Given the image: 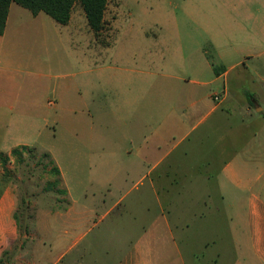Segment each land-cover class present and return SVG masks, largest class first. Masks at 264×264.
Masks as SVG:
<instances>
[{
    "label": "rangeland",
    "instance_id": "rangeland-1",
    "mask_svg": "<svg viewBox=\"0 0 264 264\" xmlns=\"http://www.w3.org/2000/svg\"><path fill=\"white\" fill-rule=\"evenodd\" d=\"M15 7L24 18L34 16L23 7ZM224 10L237 15L231 9ZM211 11L200 0H110L105 27L99 34L89 28L80 4L75 5L67 25L56 23L44 12L31 26L25 22L26 53L22 57L31 64L32 73L38 68L40 75L34 73L23 79L24 93L12 105L15 115L25 116L15 119L12 130L8 129L15 143H27L33 151L12 158L6 166L7 174L0 165V180L6 177L7 187L15 186L19 196V239L5 253L7 258L22 246L24 259L32 264L50 262L65 251V264H71V258H80L81 264H121L123 260L131 264L137 243L142 241L151 245L149 254L145 249V264H215L213 260L221 250L234 256L246 250L225 248V243L231 240L227 230L230 225L250 222L249 193L241 192L234 211L227 206L230 200H225L219 214L200 217L193 214L202 209L195 210L198 201L188 198V187L204 196L208 192L214 196L217 189L213 179L204 182L206 169L194 164L198 160L194 155L198 154L189 157L185 167L168 166L192 140L184 141L157 168L142 165L139 169L136 164V105L127 99L134 97L136 87L141 86L145 99L140 111L148 123L143 127L144 136H148L160 112L152 100L153 93L157 95L166 82H175L178 96L181 85L186 86L166 74L183 78L191 74L187 67L191 40L187 34L193 27L186 17H199L205 12L211 15ZM262 30L260 23H251L248 40L244 33L235 34L231 43L236 47L231 52L238 51L230 57L232 61L225 55L229 46L221 41L216 51L210 49L215 63H222L220 53L225 62H234L250 52L264 50ZM247 64L250 70L242 65L231 73L227 80L230 98L219 108L234 124L242 113L236 95H242L248 103L249 94L258 91L260 106L264 107V81L260 77L264 76V57ZM223 86L221 82L206 91L219 92L222 97ZM212 101L217 102L214 97ZM227 105L232 111L226 109ZM131 138L135 140L133 145ZM127 146L133 150L126 153ZM108 148L117 150L119 160L113 158L110 166L104 165ZM44 153L63 167L69 196L61 192L64 188L57 185L51 158ZM103 178L111 185L102 186ZM253 190L264 202V179ZM121 196L122 205L101 218ZM218 199L212 202L220 205ZM67 202L79 214L57 216L48 210L64 208ZM80 219L81 225H68ZM187 224L190 228L184 227ZM66 227L71 228L68 233L64 232ZM88 230L86 238L68 250L75 236ZM207 241H211L208 246ZM155 243L161 252L159 258L153 255Z\"/></svg>",
    "mask_w": 264,
    "mask_h": 264
},
{
    "label": "crops",
    "instance_id": "crops-1",
    "mask_svg": "<svg viewBox=\"0 0 264 264\" xmlns=\"http://www.w3.org/2000/svg\"><path fill=\"white\" fill-rule=\"evenodd\" d=\"M200 1L203 7L211 8L212 11L211 15L202 12L203 14L199 17L193 15L186 17L188 24L193 27V31L187 34L189 40H191V49H187L188 66H186L191 74L186 78L166 74L167 78L182 80L186 86L181 85L182 88L178 96L176 95L177 83L175 84V82H166L161 87L162 89L157 91V95L153 93L152 100L159 105L160 112L157 118L158 121L153 124L154 126L147 134L148 136H144L143 132V127L148 123L144 120V115L140 111L145 99L141 86L136 87L134 97L127 99L130 103L136 105L134 124L135 135L137 136L134 146L136 164L140 166L139 169L143 167L142 165L157 168L184 141L192 140V143L181 149L182 154L176 155L168 166L175 169L185 167L189 157L193 158L194 154H198L194 155L198 157L197 162L194 164L197 167L206 169L204 182L213 179L217 189L214 196L213 194L209 195V192L206 196L197 195L191 191L192 187H188V198L192 201H198L195 210L202 209L201 212L193 214L200 217H205L208 214H219L225 200H230L227 206L234 211L236 201L241 198V192L242 194L249 193L248 215L250 222L248 225H230L227 230L230 233L231 240L230 243H225L227 244L225 248L236 249L237 251L246 250L238 256L229 255L228 251L221 250L216 255L213 263L264 264V202L253 190L264 179V107L260 106V93L258 91L251 92L249 94L250 103H245L242 95H236L238 97L237 104H239L242 113L235 124L219 112L220 106L227 103L230 98L227 80L231 73L242 65L250 70L251 66L247 63L264 57V50L258 53L250 52L244 55L241 60L237 59L234 62H225V57L220 53L221 64L215 63V57L211 55L210 51V49L216 51V48H219V45L225 41L226 47L229 46L230 48L225 53L226 58L232 61L230 57L238 49L231 52L236 47L231 42L235 41L236 33H244L245 40H248L251 23L261 24L264 37V0ZM15 4L12 3L10 6L5 32L0 35V154H9L13 149L21 146L32 147L27 143H15L11 131H8V129H11L15 119H21L25 116L15 115V108L12 105V101L17 100L24 93L25 84L23 79L26 75L30 76L34 73L40 75L38 68L32 73L31 64H26L25 58L22 57L26 53L24 50V33L27 27L25 22L28 26H31L32 23L38 21L40 14L24 18L22 11L15 7ZM252 8H255L256 11H251ZM224 9H231L237 15L233 16L231 12ZM215 67L218 69V74L214 70ZM255 73L260 74L256 71ZM241 75L242 73L239 74V77ZM260 77L264 81V76ZM221 82L224 85L222 97L219 96V92L206 91V88L209 87H219ZM239 85L241 84L237 86ZM215 96L219 97L216 100L217 102L212 101ZM253 108L256 110L255 112ZM226 109L232 111L233 108L227 105ZM129 141L132 145L135 142L133 138ZM128 147L132 146H127L126 153L133 150V148ZM114 148L118 149V147ZM102 149L107 151V147H102ZM108 151L110 152L105 157L104 165L110 166L113 158L119 162L116 154L117 150H109L108 148ZM57 165L61 172V185L67 192L66 196H69L70 189L67 185L65 171L61 165ZM114 166H118V163H115ZM141 178H144V176L142 175ZM101 180H103L100 182L102 186L108 187L111 185L106 178ZM123 198L121 196L101 218L111 214L117 207L121 206ZM217 198L220 200V205L212 202ZM18 205L17 189L15 186L9 185L0 198V264H32L24 259L22 254L24 247L22 246L17 248L15 254L10 258H7L5 254L7 251L12 250L19 239L18 224L15 219ZM48 210L52 215L57 216L79 214L68 202L64 208ZM81 224L82 220L80 219L78 222L75 221L68 225L79 226ZM95 224L97 225V223ZM184 227L190 228V225L187 224ZM69 229L71 228L66 227L64 232L68 233ZM89 231L77 234L72 244L68 246V250L75 249L86 238ZM210 244L211 241H207L205 245ZM149 245H144L142 241L137 243L131 264H145V249L149 254ZM156 246L155 243L152 248L153 255L155 258H159L161 252L156 249ZM66 252L59 253L55 259L44 264H65ZM162 254H165L164 250H162ZM69 262L71 264H81L80 258H71ZM125 262L126 260H123L121 264H126Z\"/></svg>",
    "mask_w": 264,
    "mask_h": 264
},
{
    "label": "trees",
    "instance_id": "trees-1",
    "mask_svg": "<svg viewBox=\"0 0 264 264\" xmlns=\"http://www.w3.org/2000/svg\"><path fill=\"white\" fill-rule=\"evenodd\" d=\"M109 1L110 0H0V35H3L5 32L9 9L12 3H16L17 5L31 11L34 16L44 12L60 25H67L70 22L75 5L80 4L87 19L89 28L95 34H99L105 27V13ZM214 70L217 74L219 73L217 67H215ZM26 151L30 152L33 151V149L27 146H21L13 149L10 154H0V165L5 168L4 174H7L8 170L6 169V166L12 158H22V155ZM44 156L51 158L49 153H44ZM50 162L52 173L58 177L57 185H61L62 181L60 169L52 158ZM8 183L9 181L6 177H3L0 180V198L3 195ZM61 192L66 195L65 190H62ZM15 218L17 220V224H19V217L17 213L15 214Z\"/></svg>",
    "mask_w": 264,
    "mask_h": 264
},
{
    "label": "built area",
    "instance_id": "built-area-1",
    "mask_svg": "<svg viewBox=\"0 0 264 264\" xmlns=\"http://www.w3.org/2000/svg\"><path fill=\"white\" fill-rule=\"evenodd\" d=\"M219 99V97L218 96H215V100H218Z\"/></svg>",
    "mask_w": 264,
    "mask_h": 264
}]
</instances>
